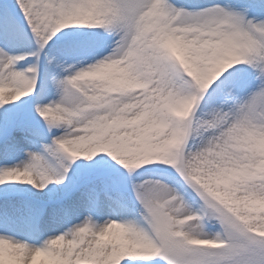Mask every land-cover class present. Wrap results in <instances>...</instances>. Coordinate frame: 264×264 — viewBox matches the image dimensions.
<instances>
[{
  "label": "snow or ice",
  "instance_id": "1",
  "mask_svg": "<svg viewBox=\"0 0 264 264\" xmlns=\"http://www.w3.org/2000/svg\"><path fill=\"white\" fill-rule=\"evenodd\" d=\"M0 264H264V0H0Z\"/></svg>",
  "mask_w": 264,
  "mask_h": 264
}]
</instances>
